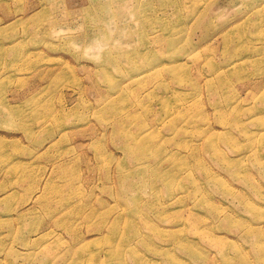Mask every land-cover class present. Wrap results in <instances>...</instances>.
<instances>
[{
	"label": "rangeland",
	"instance_id": "rangeland-1",
	"mask_svg": "<svg viewBox=\"0 0 264 264\" xmlns=\"http://www.w3.org/2000/svg\"><path fill=\"white\" fill-rule=\"evenodd\" d=\"M142 123L158 142L124 134ZM170 189L184 198L161 211ZM261 249L264 0H0V264H264Z\"/></svg>",
	"mask_w": 264,
	"mask_h": 264
},
{
	"label": "bare ground",
	"instance_id": "bare-ground-1",
	"mask_svg": "<svg viewBox=\"0 0 264 264\" xmlns=\"http://www.w3.org/2000/svg\"><path fill=\"white\" fill-rule=\"evenodd\" d=\"M113 2L114 1H110L108 4L109 5H107V7H105V12L106 13H108V15L105 13L104 14V20H102V22L103 23H106V21H108L112 16H109V13H110V11H111V9L113 10V7H112V4H113ZM112 12V11H111ZM106 24H105V26L103 25L102 27H101V29H100V32L99 33H96V34H94L91 38H90V45L92 44V43H97V42H99L101 39H107V40H109L110 39V41L112 40L110 37L111 36H107L108 35V32H107V30H106ZM127 31L126 30H121V34H124V35H129L128 33H126ZM114 36V35H113ZM116 36V35H115ZM114 36V37H115ZM102 41V40H101ZM170 42V41H169ZM111 45H113V44H111ZM114 47H116V45L114 44L113 46H112V52H113V49H114ZM117 48L118 49H120L121 47L120 46H117ZM128 45H122V48H121V52H124V51H128ZM107 53H104L102 56H101V62L103 63V64H106V59H112L113 58V53L111 52V51H106ZM117 61H119V59L117 58L116 60H115V62H117ZM138 60H137V57L135 58V57H133V58H130L129 56L123 61V66H126V67H129L130 68V76H129V78L132 80V79H135V77L136 76H138V79L140 80V78H142V76H140L141 74H136V73H131L132 72V69H135L136 68V66H138V62H137ZM136 71H137V69H136ZM171 71H173V74H176V72H177V70H175V69H171ZM104 74V78L105 79H109V80H113V77L111 76V74L109 73V72H103ZM207 81H209V78L207 79ZM115 82V81H114ZM112 83H113V81H112ZM91 86H93V84L91 85ZM84 91H86V88H84ZM150 94H152V92H149ZM111 100H113V98L111 99ZM167 105V104H166ZM106 106V105H105ZM105 106H102L101 107V110H103L104 108H105ZM105 110V109H104ZM109 110V111H108ZM148 109H146L145 111H147ZM165 111H166V114H167V116L168 117H171V115H173L174 113H175V111H173L172 110V107L169 105V106H167L166 107V109H165ZM109 112H110V109H107L106 110V115L107 114H109ZM105 114V113H104ZM115 115H116V113H115ZM137 117L139 118V121H145L141 116V113L139 114V113H137ZM239 117H237V119H238ZM236 118H235V120L236 121H238ZM113 120H114V123H115V125H119L120 126V124H121V121H123L122 120V116L120 117V118H118V119H115V117L113 118ZM227 119L225 118L223 121H226ZM173 118H171V119H168V120H164V123H165V125H172L173 124ZM124 122V121H123ZM147 124L148 123H142L141 125H140V127L137 129V130H135V129H133V128H129L127 131L126 130H123V132H124V134H128V136L130 137L129 139H133V141H134V139L136 140V141H138V138L139 137H146V136H148V137H153V138H155V141L156 142H158V140L159 139H157L159 136H160V132H159V127H158V123H154L153 125H151L150 127L149 126H147ZM147 128V129H146ZM172 128H174V125H172ZM112 132H114V128H113V130H112ZM158 144V143H157ZM132 145H135V146H137L138 145V142L137 143H129V146H127V148H128V150L131 152V151H136L135 150V147H133ZM98 146V148L99 149H102V147H101V145H97ZM215 149V145L212 147V149L211 150H214ZM163 150V151H162ZM129 152V153H130ZM167 153V151L165 150V149H163L162 148V145L161 144H159L158 145V150H157V156H158V158H160V159H162L163 157H164V155ZM165 160V159H164ZM163 160V161H164ZM119 163V168H120V173H125V172H127L129 169H126V167H125V163H124V161L123 162H118ZM223 165H225L227 168L228 167H230V168H232V170L234 171V169H235V166L233 167V166H231V165H227V164H231L232 163V161H230L228 158L227 159H223ZM233 164H234V161H233ZM185 167H186V162H183V161H180L179 163H178V165H177V167H175L174 169H169V175H173V177H175V176H177L180 172H183L184 171V169H185ZM143 173L145 174L146 173V171H143ZM206 175H208V174H206ZM157 180V179H156ZM122 188H123V193H125L126 191H127V186H124L123 184H122ZM175 191V189H170L169 190V197H168V199L166 200V203H165V205H163V207H162V209H161V211L164 209V210H169L170 208H171V205H172V203L173 202H175V203H178V202H181L182 201V199L184 198V196L182 195V193L181 192H174ZM126 194V193H125ZM129 194H131L130 192H129ZM131 198L132 199H130L129 201L132 203V205L133 206H135V204L136 203H141V197H140V194H131ZM256 228L255 227H252V230H255ZM207 231H208V235H210V234H214L213 232H211L208 228H207ZM212 237V236H211ZM219 237H217L215 234H214V238L212 237V239H213V241L215 240V242H216V245H219V241H220V239H218ZM124 241V240H123ZM177 242H178V244H181L180 246H184V244H183V240H182V238H178L177 239V241H176V244H177ZM134 239L133 238H131V239H128V238H126L125 239V241L123 242V243H121L120 245H118L117 247H123V245L125 246H128V247H133L134 246ZM136 244V243H135ZM133 256L134 257H137V255L136 254H133ZM258 256L260 257V260H262V261H264V250L263 249H261V250H259V252H258ZM119 261H120V264H126V262H127V258L124 256V255H121L120 256V258H119ZM176 262H177V264H182L180 261H178V260H176Z\"/></svg>",
	"mask_w": 264,
	"mask_h": 264
}]
</instances>
